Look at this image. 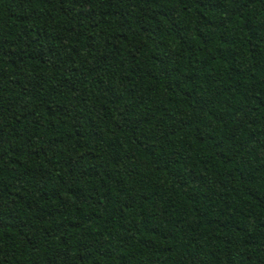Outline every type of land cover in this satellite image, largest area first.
Wrapping results in <instances>:
<instances>
[{
	"label": "trees",
	"instance_id": "obj_1",
	"mask_svg": "<svg viewBox=\"0 0 264 264\" xmlns=\"http://www.w3.org/2000/svg\"><path fill=\"white\" fill-rule=\"evenodd\" d=\"M0 264H264V0H0Z\"/></svg>",
	"mask_w": 264,
	"mask_h": 264
}]
</instances>
